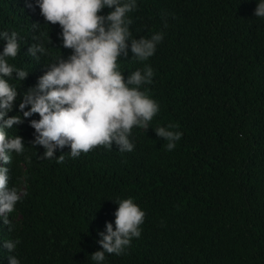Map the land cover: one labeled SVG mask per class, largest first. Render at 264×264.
<instances>
[{
	"label": "trees",
	"instance_id": "16d2710c",
	"mask_svg": "<svg viewBox=\"0 0 264 264\" xmlns=\"http://www.w3.org/2000/svg\"><path fill=\"white\" fill-rule=\"evenodd\" d=\"M255 8L256 0H137L132 38H164L148 60L129 51L117 65L125 79L152 67V83L141 90L158 102V114L149 129H132L133 151L99 145L73 159L65 147L56 152L62 163L31 146L29 121L38 115L9 129L25 143L4 165L9 187L26 195L9 214L11 232L0 220V264H9L3 241L11 238L20 240L13 254L21 264H94L98 233L114 224L112 200L128 197L145 212L141 236L122 255L106 253L104 264H264V18ZM3 30L19 34L9 63L29 72L10 81L21 94L71 54L35 0H0ZM40 42L48 54L37 61L28 49ZM20 99L9 116H23ZM169 124L183 133L171 151L154 131Z\"/></svg>",
	"mask_w": 264,
	"mask_h": 264
},
{
	"label": "clouds",
	"instance_id": "9594fccd",
	"mask_svg": "<svg viewBox=\"0 0 264 264\" xmlns=\"http://www.w3.org/2000/svg\"><path fill=\"white\" fill-rule=\"evenodd\" d=\"M35 5L45 24L59 25L62 47L71 49V54L49 63L36 85L21 94L10 81L23 82L29 72L9 63V58H16L20 51L19 34L0 31V40L6 41L0 51V220L10 232L9 214L16 211L26 193L18 185L9 187V167L4 166L10 162L9 153L20 156L25 152L23 138L9 135V129L38 115L39 119L29 121L34 129L31 146L43 148L41 158H56L57 163H62L64 155L57 156L56 152L65 147L73 159L99 145L113 148L114 144L122 153L133 151L132 129H149L159 112L158 102L146 89L141 90L152 83V67L138 68L125 79L117 65L118 58H128L129 51L131 59L148 60L164 38L163 32H155L150 38H132L129 13L136 9L137 0H35ZM104 9L110 11L99 14ZM254 16L264 18V0H256ZM28 54L39 61L48 49L42 42L34 43ZM18 97V111L23 116H9ZM177 128L169 124L154 129L158 137L167 141L168 151L183 135L174 130ZM112 201L118 205L114 224L106 223V232L98 233L101 239L97 243L102 250L90 255L94 264H104L106 253H126L133 238L141 236L145 212L131 197ZM19 244V238L4 239L9 264H21L13 254Z\"/></svg>",
	"mask_w": 264,
	"mask_h": 264
}]
</instances>
